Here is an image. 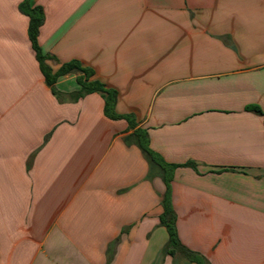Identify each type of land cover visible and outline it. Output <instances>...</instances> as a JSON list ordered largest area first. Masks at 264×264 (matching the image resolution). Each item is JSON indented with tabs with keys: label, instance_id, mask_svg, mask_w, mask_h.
<instances>
[{
	"label": "crops",
	"instance_id": "crops-1",
	"mask_svg": "<svg viewBox=\"0 0 264 264\" xmlns=\"http://www.w3.org/2000/svg\"><path fill=\"white\" fill-rule=\"evenodd\" d=\"M21 2L0 0V264H175L159 172L101 94L72 100L76 74L52 92ZM31 4L55 72L92 68L155 153L196 165L171 183L182 244L209 264H264V0Z\"/></svg>",
	"mask_w": 264,
	"mask_h": 264
},
{
	"label": "trees",
	"instance_id": "trees-1",
	"mask_svg": "<svg viewBox=\"0 0 264 264\" xmlns=\"http://www.w3.org/2000/svg\"><path fill=\"white\" fill-rule=\"evenodd\" d=\"M20 11L29 18V38L32 44V49L35 53L36 59L39 63L40 70L45 78V81L52 92L58 95L55 85L58 80L69 74L77 75V83L80 86L79 91L72 94V100L78 101L85 98L87 95L98 93L104 99V114L111 120H126L129 123V128L134 130L128 142H133L142 151L145 159L150 166V173L158 171L160 177L166 185V192L163 196L162 207L163 214L160 217L161 225L164 226L169 235V241L165 248V253L174 258L175 264L179 260H185L187 263L209 264L208 260L201 254L194 252L184 246L179 238L177 228V215L173 207L172 188L171 183L174 178L175 171L180 167H191L196 169V165L192 162L185 165H174L166 163L161 156L155 153L150 148V140L148 132L144 129H136L137 124L134 116L130 114L121 115L116 111L118 103V92L106 87L104 83L93 79L95 71L92 68L84 67L83 64L77 60L62 64L55 72L50 66L49 62L53 61V57L44 53L40 44L39 36L40 30L45 22V12L42 7L32 6L31 0H22L20 4ZM249 111L261 113L257 108H247Z\"/></svg>",
	"mask_w": 264,
	"mask_h": 264
}]
</instances>
